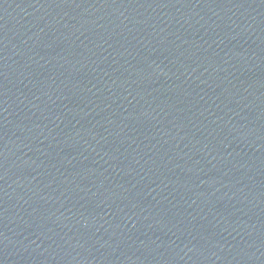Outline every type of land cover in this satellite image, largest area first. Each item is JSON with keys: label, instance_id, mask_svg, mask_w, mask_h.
Here are the masks:
<instances>
[{"label": "water", "instance_id": "1", "mask_svg": "<svg viewBox=\"0 0 264 264\" xmlns=\"http://www.w3.org/2000/svg\"><path fill=\"white\" fill-rule=\"evenodd\" d=\"M0 264H264V0H0Z\"/></svg>", "mask_w": 264, "mask_h": 264}]
</instances>
